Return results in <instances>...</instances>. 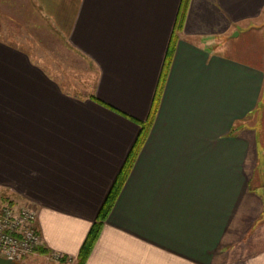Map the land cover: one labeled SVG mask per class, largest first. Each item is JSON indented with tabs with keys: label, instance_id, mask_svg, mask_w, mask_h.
I'll list each match as a JSON object with an SVG mask.
<instances>
[{
	"label": "crops",
	"instance_id": "crops-1",
	"mask_svg": "<svg viewBox=\"0 0 264 264\" xmlns=\"http://www.w3.org/2000/svg\"><path fill=\"white\" fill-rule=\"evenodd\" d=\"M180 5L0 0L19 28L49 24L96 71L76 95L0 36V190L37 208L47 253L77 261L155 106L82 264H264V66L207 46L242 25L263 35L264 0H189L175 29Z\"/></svg>",
	"mask_w": 264,
	"mask_h": 264
},
{
	"label": "rangeland",
	"instance_id": "rangeland-1",
	"mask_svg": "<svg viewBox=\"0 0 264 264\" xmlns=\"http://www.w3.org/2000/svg\"><path fill=\"white\" fill-rule=\"evenodd\" d=\"M34 26H38V24ZM38 27L30 30L21 29L0 12V36L28 48L35 60L39 61L70 92L81 96L87 95L95 81L94 65L75 52L68 45L67 40L51 29L49 24L46 23L40 28ZM237 33L240 34L237 35ZM195 40L204 45L208 43L201 39ZM207 46L223 55L239 58L255 66H264V34L262 35L261 30L257 31L253 27L246 30L242 25L226 37H222L220 42ZM257 182L256 179V185ZM8 195L7 191L0 190V210L3 205H15ZM26 203L17 205V208L26 205ZM41 248L43 247L39 246L31 254L42 253L39 251ZM54 253L39 254V256L30 257V260L28 257L31 254H28V257L25 256L27 259L20 258L14 264H53L58 262L78 264V259L75 262V259L66 258V256L56 259Z\"/></svg>",
	"mask_w": 264,
	"mask_h": 264
},
{
	"label": "built area",
	"instance_id": "built-area-1",
	"mask_svg": "<svg viewBox=\"0 0 264 264\" xmlns=\"http://www.w3.org/2000/svg\"><path fill=\"white\" fill-rule=\"evenodd\" d=\"M37 219V209L31 204L19 208L3 205L0 210V256L18 260L36 251L42 245ZM54 255L56 259L64 256L59 252Z\"/></svg>",
	"mask_w": 264,
	"mask_h": 264
},
{
	"label": "trees",
	"instance_id": "trees-1",
	"mask_svg": "<svg viewBox=\"0 0 264 264\" xmlns=\"http://www.w3.org/2000/svg\"><path fill=\"white\" fill-rule=\"evenodd\" d=\"M188 3H189V0H181V5H180L177 21L175 24V29H180L182 27L183 21H184V16H185V13H186V10L188 7ZM173 43H172V45L171 44L169 45V48L167 50L165 65H164V71L166 70V67L171 60V55H172V51L174 48ZM163 77H164V75H163ZM157 98H155V100ZM154 107L151 109V113H150L147 121L143 122L141 124L142 130L139 133V136L137 137L134 145L132 146V148H131L128 156H127V159L125 161V164L123 165V168L121 169L111 191L109 192V195L107 196V199L104 202V205L102 206L101 211L99 212V215L97 218L98 220H97V222H95L92 225L85 241L83 242V245H82L80 252H79V255H78V264H82L84 262V260L86 259V257L88 256V253L91 250L93 243L95 242V240L99 234L100 225H101L100 223L107 217V214L109 213L111 206H112V199L115 196L116 192L120 189L125 176L127 175L130 167L132 166L134 158H135L141 144L144 142L145 136L147 135L148 130L152 124V117H153V113L155 111ZM39 251L42 253L46 252L44 248L39 249ZM15 262H16V260H15ZM15 264H19V263H15Z\"/></svg>",
	"mask_w": 264,
	"mask_h": 264
},
{
	"label": "water",
	"instance_id": "water-1",
	"mask_svg": "<svg viewBox=\"0 0 264 264\" xmlns=\"http://www.w3.org/2000/svg\"><path fill=\"white\" fill-rule=\"evenodd\" d=\"M15 260L11 257L0 256V264H14Z\"/></svg>",
	"mask_w": 264,
	"mask_h": 264
}]
</instances>
